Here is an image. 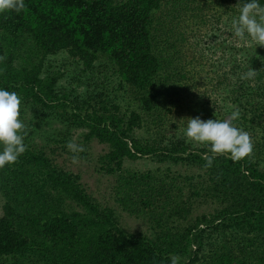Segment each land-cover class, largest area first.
Returning <instances> with one entry per match:
<instances>
[{"label": "trees", "instance_id": "16d2710c", "mask_svg": "<svg viewBox=\"0 0 264 264\" xmlns=\"http://www.w3.org/2000/svg\"><path fill=\"white\" fill-rule=\"evenodd\" d=\"M237 3L25 0L21 13L0 15V87L66 131L45 147L29 142L26 127V152L0 170V264H170L177 255L181 264H264V47L198 51L211 21L233 37ZM62 55L57 67L52 58ZM65 65L77 70L69 88ZM251 68L256 76L241 79ZM236 109L252 155L218 156L205 168L208 147L187 141V119L222 120ZM80 128L84 146H107L99 169L115 177L120 210L144 225L125 228L57 161ZM145 157L165 167L125 166ZM200 205L211 210L196 213Z\"/></svg>", "mask_w": 264, "mask_h": 264}, {"label": "clouds", "instance_id": "9594fccd", "mask_svg": "<svg viewBox=\"0 0 264 264\" xmlns=\"http://www.w3.org/2000/svg\"><path fill=\"white\" fill-rule=\"evenodd\" d=\"M237 5L238 14L230 21L231 35L237 41L253 46L256 55V48L264 47V0H238ZM25 7V0H0V15L11 12L19 14ZM2 60L3 57H0ZM256 74L257 71L251 68L241 79L251 80ZM21 104L16 92L0 87V170L13 166L27 150L24 143L26 126L19 118ZM240 116L239 109H236L222 120L205 121L199 116L187 119L184 130L187 141L208 147V152L202 154L205 168H212L218 156L237 163L252 155L254 145L249 133L233 123ZM66 147L72 153L84 151L82 146L73 142H68ZM76 159L74 155L73 160ZM169 262L181 264V258L178 255L170 256Z\"/></svg>", "mask_w": 264, "mask_h": 264}, {"label": "rangeland", "instance_id": "374dc122", "mask_svg": "<svg viewBox=\"0 0 264 264\" xmlns=\"http://www.w3.org/2000/svg\"><path fill=\"white\" fill-rule=\"evenodd\" d=\"M208 11L211 12L214 11V9L209 6ZM212 23L213 22L211 21L210 26L204 27L205 29H203V32L207 33V36L204 38L205 43L202 42V49L199 48L198 51H201V53H204L208 57H219L224 52L226 53V55L230 54L227 44L229 45V43L231 42H234V45L236 46H242L241 42H238L233 37L228 36L224 29H222L220 32L214 30V26L222 28V24H214V26L212 27ZM211 27L213 28L212 30ZM223 30L224 32L222 33ZM205 33L201 35L205 36ZM213 33H215V35L217 36L215 37ZM221 43H225L226 45L220 46ZM215 45L216 47H214ZM240 55L241 52L238 53L239 57ZM63 58L64 55L54 57L52 58V61L57 65V67H59V65H64V63H62ZM65 66V76L61 80V84L64 85L65 88H69L72 86L71 84L73 81V77L76 75L77 70H75L73 66ZM20 113L21 114L19 118L23 121L26 127L32 129L33 131V134L29 136H27L26 134V136L29 138V142H33L35 144H38L39 146H54L52 145V139L54 138V136L59 135L58 132L60 130H65L64 124L57 120H54V115L52 113H47V116H43L40 112H38L36 109H33L30 105H26L23 103L21 104ZM84 130L85 129L80 128L71 131V139L69 140V142L80 145L83 147V149L85 148L87 151V156L84 157L80 152L72 153L68 150L67 152L70 153H62L57 157V161L64 165L67 169H70L75 173H79L82 177V182L85 184L88 190L96 196L98 201L114 207L117 210L118 215L121 217L122 223L125 228L133 230L137 229L138 225L143 224V222L141 220L138 221L137 219H134L133 217L122 212L119 206H117V203L115 201L116 196L113 189V185L116 184L115 177L106 175L99 169V163L97 159L100 154L107 151V146L99 143L98 141H92L88 145L84 146L81 137V133ZM137 134H145L144 129L138 130ZM74 155L77 157L75 161L73 160ZM125 166L132 170L146 171L150 169L155 170L158 167L164 168L165 164L159 163L152 158L145 157L138 160L127 159L125 161ZM207 210H211V207L200 205L197 208L196 213H201L202 211Z\"/></svg>", "mask_w": 264, "mask_h": 264}]
</instances>
